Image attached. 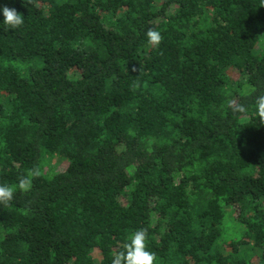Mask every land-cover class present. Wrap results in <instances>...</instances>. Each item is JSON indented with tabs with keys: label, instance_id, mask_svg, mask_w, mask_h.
Instances as JSON below:
<instances>
[{
	"label": "trees",
	"instance_id": "16d2710c",
	"mask_svg": "<svg viewBox=\"0 0 264 264\" xmlns=\"http://www.w3.org/2000/svg\"><path fill=\"white\" fill-rule=\"evenodd\" d=\"M5 5L0 184L42 175L0 205V264H111L141 227L157 264H264V0Z\"/></svg>",
	"mask_w": 264,
	"mask_h": 264
},
{
	"label": "clouds",
	"instance_id": "9594fccd",
	"mask_svg": "<svg viewBox=\"0 0 264 264\" xmlns=\"http://www.w3.org/2000/svg\"><path fill=\"white\" fill-rule=\"evenodd\" d=\"M27 2L31 4L33 0H27ZM0 11L3 14L5 30H15L23 26L24 18L15 8L5 5L0 8ZM146 36L148 44L153 48H157L163 40L161 33L153 28L147 30ZM133 71H136V69L134 68ZM255 105L259 122L264 125V94L256 97ZM228 107L231 108L233 113L243 114L247 112V108L236 101H229ZM41 175L42 172L37 166L29 169L27 174L18 176L17 183L14 185L0 184V205L5 208L12 207L17 190L20 193H28L33 187V179ZM148 235V229L144 227L133 231L120 248L114 251L111 264H157L156 253L148 250L147 247Z\"/></svg>",
	"mask_w": 264,
	"mask_h": 264
},
{
	"label": "rangeland",
	"instance_id": "374dc122",
	"mask_svg": "<svg viewBox=\"0 0 264 264\" xmlns=\"http://www.w3.org/2000/svg\"><path fill=\"white\" fill-rule=\"evenodd\" d=\"M230 74L233 76L235 80H238L240 78L239 73L236 71L235 72L231 71ZM45 165H46L45 171L50 173L52 171H56V172L64 171L67 168L68 163L64 159L56 156L53 158H47ZM2 236L3 235H1L0 237ZM93 255L96 261H100L102 258L101 252L99 250H95ZM254 262L255 263L257 262V258L254 259Z\"/></svg>",
	"mask_w": 264,
	"mask_h": 264
}]
</instances>
